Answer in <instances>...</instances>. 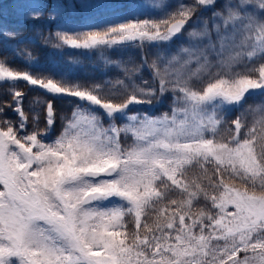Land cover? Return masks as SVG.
<instances>
[{"label": "snow or ice", "instance_id": "1", "mask_svg": "<svg viewBox=\"0 0 264 264\" xmlns=\"http://www.w3.org/2000/svg\"><path fill=\"white\" fill-rule=\"evenodd\" d=\"M94 6L116 19L57 30L53 47L152 59L116 63L124 78L103 82L26 50L16 55L32 71L0 59L11 97L0 102V264H264V102L245 107L264 96V0H162L144 18L135 0ZM62 7L28 15L54 22ZM21 83L42 93L27 112ZM169 94V111L143 110Z\"/></svg>", "mask_w": 264, "mask_h": 264}, {"label": "rangeland", "instance_id": "2", "mask_svg": "<svg viewBox=\"0 0 264 264\" xmlns=\"http://www.w3.org/2000/svg\"><path fill=\"white\" fill-rule=\"evenodd\" d=\"M4 2V0H1ZM18 0H5V2L16 3ZM27 4L24 2V5L18 6L19 8L16 10V16L18 19L29 18V13L33 11L34 8L39 7L42 3L47 2V0H27ZM59 2L63 5L60 9L61 15L58 17L59 20H65L66 25H60L61 31H83L90 30L95 27H100L105 25L108 22H111L116 19V17L111 13L110 10L105 8H97L94 5L98 3H102L103 0H59ZM162 0H135L137 5V12L141 14V18L147 17L149 15H154L158 12V10L154 7V5L161 3ZM48 3V2H47ZM168 3L175 7L178 0H168ZM84 4L93 5L92 7H83ZM49 5V4H48ZM217 9L221 7V4L218 2L216 5ZM51 8V4L49 9ZM47 11L45 12V14ZM212 10H202L196 13V16L193 17V21H196L198 17H211ZM46 17V16H44ZM30 19V18H29ZM85 21H82L84 20ZM86 24V25H84ZM193 27V22H190L188 28ZM0 31L5 32L3 27H0ZM185 37H181L176 40L172 46L171 51L175 52L176 49L182 44L185 43ZM58 52H62L63 49L69 50L71 53L69 58L60 57V61H57L56 66H61V68H65L68 72L75 75L81 81L89 82V77H95L91 79V82H103L105 80L114 79L117 76L123 77V72L120 68L115 66L116 63H119L128 68H132L136 65L141 64V60L143 56H147L149 61L152 59V51L151 50H139V49H131L123 52L109 51L105 54H101L99 52H89V51H81V50H73L67 47L64 48H55ZM84 56V57H83ZM105 56L113 63H106ZM80 57L85 59L83 62ZM143 76L144 79H150L148 71L145 69L139 75L135 76L134 79L137 83H140V76ZM253 99V103L251 106L255 107L256 105L264 102V96H251ZM249 98L246 100V104L249 101ZM255 99V101H254ZM171 104V95H166L162 99L160 97H156L153 99V103L151 106L145 105L143 106V110L147 111L150 115L159 116L163 112L169 111V105ZM245 107H248L246 106ZM234 114V113H233ZM236 114V113H235ZM232 118V117H229ZM17 121V117L14 118ZM61 131L60 121H57V129ZM31 131V128H29ZM59 131V133H60ZM52 132V131H51ZM49 133V136L51 135ZM58 133V135H59ZM58 135H53L49 137V141L54 139Z\"/></svg>", "mask_w": 264, "mask_h": 264}, {"label": "trees", "instance_id": "3", "mask_svg": "<svg viewBox=\"0 0 264 264\" xmlns=\"http://www.w3.org/2000/svg\"><path fill=\"white\" fill-rule=\"evenodd\" d=\"M25 1L26 0H19L16 3H12L2 2L0 0V26L4 27L9 33L14 34V37H12L0 32V59H6L8 65L13 69L32 71L33 69L29 67L25 59L16 55L18 51L22 53L26 50L31 52L34 63H38L42 67H56L61 71L68 72L65 68L56 66L55 63L60 61V57L69 58V51L63 49L62 52H58L53 47V45L57 43L54 33L60 29V25H66L64 22L65 20L57 19L54 22L49 21L47 19V13L44 15L46 17L40 20L34 21L29 18L24 20L18 19L15 14L16 10L19 8L18 6L23 5ZM47 2L50 6L52 0H47ZM82 21H85V19ZM83 57H80V59L85 62ZM20 90L26 92L24 109L27 112L29 101H31L34 96L42 95V93L29 91L23 83L20 84ZM10 100L11 97L7 92V85L0 86V102ZM57 107L59 111L63 113H68V110L71 109L67 103H61L59 101L57 102ZM6 115L9 119L16 122L14 120L16 115L11 110L6 109ZM29 127H31V114H29ZM40 127H44L42 122ZM56 129L57 127L55 125L52 131L55 133Z\"/></svg>", "mask_w": 264, "mask_h": 264}, {"label": "bare ground", "instance_id": "4", "mask_svg": "<svg viewBox=\"0 0 264 264\" xmlns=\"http://www.w3.org/2000/svg\"><path fill=\"white\" fill-rule=\"evenodd\" d=\"M68 51H69V50H68ZM69 53H70V52H69ZM70 55H71V53H70ZM92 78H95V77H89V79H90L89 82H91V79H92ZM252 104H254L253 101H252L251 99H249V101H248V103L246 104V106H251ZM70 110H71V109H69L68 112H70ZM232 116L234 117V116H235V113L232 114Z\"/></svg>", "mask_w": 264, "mask_h": 264}]
</instances>
